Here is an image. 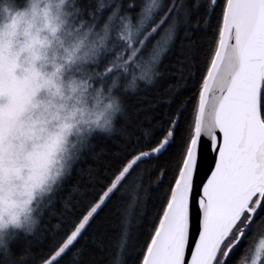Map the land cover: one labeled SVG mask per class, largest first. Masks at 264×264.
<instances>
[{
    "label": "snow or ice",
    "instance_id": "1",
    "mask_svg": "<svg viewBox=\"0 0 264 264\" xmlns=\"http://www.w3.org/2000/svg\"><path fill=\"white\" fill-rule=\"evenodd\" d=\"M81 4L83 23L101 39L94 75L111 82L109 95L154 83L166 57L169 78L182 83L167 85L175 95L159 101L162 114L121 126L119 149L102 164L67 191L61 180L38 208L54 221L41 247L18 244L13 233L0 246V264H100L89 251L100 230L112 248L110 264H238L233 254L249 234L264 232V0ZM8 76L17 81L15 65ZM118 80L128 83L117 88ZM14 102L5 89L6 127ZM62 145L49 143L39 166L23 145L15 163L5 158L0 228L20 226V215L60 178L53 166ZM10 147L5 139V157ZM262 253L264 240L252 264H261Z\"/></svg>",
    "mask_w": 264,
    "mask_h": 264
},
{
    "label": "clouds",
    "instance_id": "2",
    "mask_svg": "<svg viewBox=\"0 0 264 264\" xmlns=\"http://www.w3.org/2000/svg\"><path fill=\"white\" fill-rule=\"evenodd\" d=\"M73 4L78 0H0V57L15 65L17 76L32 77L35 83L30 103L17 117L21 134L43 139L46 145L63 140L66 159L60 176L71 174L78 157L68 154L66 146L86 145L97 133L112 135L124 111L115 89L109 95L103 85L94 86L91 76L65 78L73 62L92 59L99 48L97 41H89V29L80 31L83 21L73 25ZM31 209L20 215V226L0 228V246L13 233L35 231L40 219L34 215L37 209Z\"/></svg>",
    "mask_w": 264,
    "mask_h": 264
},
{
    "label": "trees",
    "instance_id": "3",
    "mask_svg": "<svg viewBox=\"0 0 264 264\" xmlns=\"http://www.w3.org/2000/svg\"><path fill=\"white\" fill-rule=\"evenodd\" d=\"M81 2L82 0H78V4L75 5L77 10L76 19L78 22L82 21L80 13V9L82 7ZM83 24L84 26L88 27L86 23ZM94 68L90 69V74H87V76L92 77V83L94 84V86H100L102 84L94 75ZM169 69L170 62L169 58L166 57L160 65V70L164 73L161 78L156 79L152 84L137 82L138 86L135 91L128 90L126 92H117L124 106L123 113L116 120L117 131L112 135H103L97 133L91 138V140L87 142L86 145H90V148L86 151L84 150V148H82V150L77 155L80 160L78 162H75L73 170L71 171V175H66L65 177L67 178L64 185L65 191H67V188L69 186L76 184L80 180L82 173H86L89 168H95L98 165L102 164L107 156L118 151L121 140L119 135V129L121 128V126L129 122L135 125L140 121H146L147 119L162 114L165 111L166 106L159 101L165 100L175 95L174 91L167 89V85L182 83L180 81H175L169 78ZM110 83L111 82L109 81L107 84H103V89L105 92H108ZM127 83V80H118L117 88H121ZM189 96H191L190 91L184 93V98H187ZM82 152L83 154L81 155ZM152 179L154 180L155 177H153ZM60 195H63V193H60ZM58 206L59 205L57 204V207ZM38 217L40 219V223L35 229L36 234L34 236H25L23 233H20L16 243L21 245L32 244L35 248L41 247V245L39 244L41 243L46 231L51 230V226L54 221L49 220L47 213H45V215L41 217V214L39 212ZM262 233L263 232H261L260 230H254L252 233H250L245 244L240 250L233 254L232 259L235 261L239 258L238 264L239 262H242L250 253L252 244L257 241L258 237ZM90 243L92 245V248L89 249V251H94V255L96 259L100 261V264H110L112 248L109 247L110 242L104 231H98L95 234L94 239L91 240Z\"/></svg>",
    "mask_w": 264,
    "mask_h": 264
},
{
    "label": "rangeland",
    "instance_id": "4",
    "mask_svg": "<svg viewBox=\"0 0 264 264\" xmlns=\"http://www.w3.org/2000/svg\"><path fill=\"white\" fill-rule=\"evenodd\" d=\"M76 4L70 5V10L73 12L72 15V23L73 25L80 24V22L76 19ZM88 27L82 26L81 32H83ZM102 35V34H101ZM89 41H97L98 47H101V39L100 36L96 35L95 32H91L89 36ZM106 43V42H105ZM88 47L85 44V49ZM84 49L81 50V55L83 54ZM94 57L92 59H78L73 62L68 71L65 73V78L69 76H76L79 79H87V74H90V69H93ZM11 66L10 62H5L3 57H0V95L5 92L7 89L12 95L15 96V102L8 106L7 110V127L5 121V110L0 108V166L3 165L5 158L10 162L15 163L17 160L21 158L23 155L21 151V145L27 150V152L31 153L30 161L34 166H39L42 164L46 157V144L43 139L33 137L32 139H28L26 136L21 134L19 121L17 119L16 113L19 111L21 106L26 107L30 103L31 94L35 88V83L32 77L25 76L20 77L17 76V81L13 82L11 78L8 76V69ZM98 79V78H97ZM5 139L11 141V147L8 150L7 157H5ZM68 149V154L78 155L81 151V145L77 144L76 147H72L71 145L66 146ZM66 159V155L63 152H59L56 156L55 164L53 166V171L60 170L61 166ZM66 175L60 176L57 179L56 183L50 185L47 191H45L37 201L32 205L35 209V216H38L39 210L38 208H42L43 205L47 202L51 194H54L57 187L59 186L62 179H64ZM261 240H264V232L258 237L257 241L252 244V249L248 256L242 261L243 264H252V259L256 253V249L260 246ZM261 259H264V253L261 254ZM259 264V261L257 262ZM261 264H264V260L261 261Z\"/></svg>",
    "mask_w": 264,
    "mask_h": 264
}]
</instances>
